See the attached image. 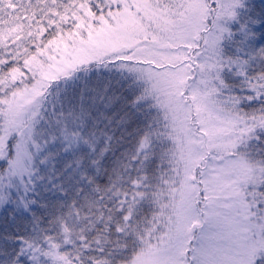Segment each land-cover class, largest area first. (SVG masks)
Returning <instances> with one entry per match:
<instances>
[{"label": "snow or ice", "instance_id": "snow-or-ice-1", "mask_svg": "<svg viewBox=\"0 0 264 264\" xmlns=\"http://www.w3.org/2000/svg\"><path fill=\"white\" fill-rule=\"evenodd\" d=\"M120 17L116 0H0V264H199L220 241L264 264V0L153 13L187 49L162 80L171 125L137 67L154 61L103 59Z\"/></svg>", "mask_w": 264, "mask_h": 264}, {"label": "rangeland", "instance_id": "rangeland-1", "mask_svg": "<svg viewBox=\"0 0 264 264\" xmlns=\"http://www.w3.org/2000/svg\"><path fill=\"white\" fill-rule=\"evenodd\" d=\"M170 2L171 0H168L166 3ZM116 4L121 12L119 19L123 22L109 30V39L101 45L102 50L106 53L103 59L106 60L111 56H133V58L138 56L141 58L146 55L151 61H154L155 65L140 64L137 67L142 70V75L145 76L144 83L149 96L159 97V100L156 101L157 108L171 125L172 114L164 103L162 80L165 77L176 79L185 74L184 65L187 62L183 61L182 57L187 54V49L181 46L179 38L167 30V25L160 21L153 22V13L162 9L165 4L157 5L153 0H116ZM149 77L152 78V82L149 81ZM188 113L193 121L198 118L195 106L191 103L188 106ZM191 127H195V125L193 124ZM173 133L172 136H179L180 148L183 149L186 159L195 160L202 157L201 151L204 153V149L209 154V150L204 144L191 142L193 137L190 133L187 136L179 131ZM201 145L202 150L196 147ZM172 148L174 151L176 150L175 145H172ZM216 163L211 157L206 158L205 171L211 174ZM177 166L181 167L182 171V165L178 164ZM230 179V176L221 173L218 181L221 187L217 193L220 196V203L231 204L233 200L239 199L234 195L232 189L223 187ZM225 197H229V199H225ZM242 251V248L231 242L220 241L201 251L205 252L206 257L202 258V261H205V264H240ZM172 259L176 263L180 260L174 255Z\"/></svg>", "mask_w": 264, "mask_h": 264}, {"label": "trees", "instance_id": "trees-1", "mask_svg": "<svg viewBox=\"0 0 264 264\" xmlns=\"http://www.w3.org/2000/svg\"><path fill=\"white\" fill-rule=\"evenodd\" d=\"M151 1V0H149ZM157 5H163L165 4L168 0H153ZM134 57H137V58H133V56H129V57H125V56H111V57H107V59H117V58H128V60H135V61H139V60H143V61H151L150 58L146 55L142 56L141 58H138V56H134ZM106 59V60H107ZM122 63H124L125 61L124 60H121ZM149 65H153V64H150V63H147ZM172 135H174V133L172 132L171 133ZM198 149H201L202 150V145L200 147L196 146ZM174 151V150H173ZM202 152V157H211L208 153L206 149H204V153L203 151ZM204 167H205V164H206V159L200 161ZM219 196V195H218ZM220 197V196H219ZM163 226H161V229L160 231L163 232ZM176 256V257H179L177 256L175 253L172 254V256ZM202 258H206L205 257V252H200L197 259H198V262L199 263H204L205 264V261H202ZM189 259H186V260H179L178 263H176L173 259L170 260L169 264H190V262H188Z\"/></svg>", "mask_w": 264, "mask_h": 264}]
</instances>
